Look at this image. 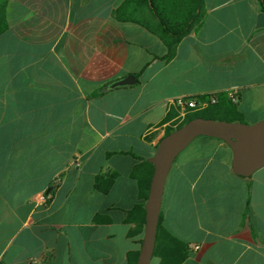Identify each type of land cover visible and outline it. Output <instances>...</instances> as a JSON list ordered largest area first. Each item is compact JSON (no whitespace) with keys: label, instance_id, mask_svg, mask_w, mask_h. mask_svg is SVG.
Instances as JSON below:
<instances>
[{"label":"crops","instance_id":"obj_1","mask_svg":"<svg viewBox=\"0 0 264 264\" xmlns=\"http://www.w3.org/2000/svg\"><path fill=\"white\" fill-rule=\"evenodd\" d=\"M122 2L0 0V264H127L169 99L236 93L244 122L264 119L258 0H204L170 60L157 35L114 17ZM127 74L136 82L111 86ZM184 247L177 264H264V166L237 175L217 137L173 160L149 264Z\"/></svg>","mask_w":264,"mask_h":264},{"label":"water","instance_id":"obj_2","mask_svg":"<svg viewBox=\"0 0 264 264\" xmlns=\"http://www.w3.org/2000/svg\"><path fill=\"white\" fill-rule=\"evenodd\" d=\"M135 82V76L127 74L111 86ZM199 135L217 137L229 144L232 150V167L239 176L250 177L255 170L264 166V119L246 123L198 116L162 136L154 155L149 158L154 168L145 203L144 235L135 264L150 262L166 175L178 153Z\"/></svg>","mask_w":264,"mask_h":264},{"label":"trees","instance_id":"obj_3","mask_svg":"<svg viewBox=\"0 0 264 264\" xmlns=\"http://www.w3.org/2000/svg\"><path fill=\"white\" fill-rule=\"evenodd\" d=\"M258 2L261 11L264 13V0H258ZM187 3L186 11L184 9L182 12V9L181 11L179 10L178 12L171 13L166 11L159 4L158 0H123V2L114 10V17L117 20L136 22L157 35L167 48L166 53L161 58L164 60H170L175 55L177 45L181 39L191 31L197 29L202 24L205 17L204 0H187ZM210 95H213L216 98L215 102L210 103L203 109L190 111L176 128L198 116L244 122L242 113L237 109V102L239 99L237 94L235 101L222 93L204 94L200 95V97L208 99ZM173 130L174 128L168 127L164 135ZM150 164L153 168V164L151 162ZM112 179L113 175L106 179L107 183L105 185L97 183L96 186L103 192H106L111 185ZM142 209L143 212H145L144 207ZM142 222L145 223L144 217ZM158 228L159 218L156 231ZM132 232L133 230L129 233L132 234ZM169 236L173 238L170 234ZM187 252L188 248L184 247L178 256L168 259V263H179L185 258ZM138 253V251L128 252L127 264H135Z\"/></svg>","mask_w":264,"mask_h":264},{"label":"built area","instance_id":"obj_4","mask_svg":"<svg viewBox=\"0 0 264 264\" xmlns=\"http://www.w3.org/2000/svg\"><path fill=\"white\" fill-rule=\"evenodd\" d=\"M212 94V93H211ZM229 97L235 101L236 93H230ZM216 98L210 95L208 99L202 98L200 96H177L169 99V106L175 109V116L169 127L176 129V127L184 120L185 116L190 112L198 109H203L207 107L210 103L215 102ZM198 248V246H195Z\"/></svg>","mask_w":264,"mask_h":264},{"label":"rangeland","instance_id":"obj_5","mask_svg":"<svg viewBox=\"0 0 264 264\" xmlns=\"http://www.w3.org/2000/svg\"><path fill=\"white\" fill-rule=\"evenodd\" d=\"M168 1V10L170 11V12H173V13H175L177 10L179 11H181L182 9V12L184 11V9H185V11H186V9H187V0H167Z\"/></svg>","mask_w":264,"mask_h":264}]
</instances>
